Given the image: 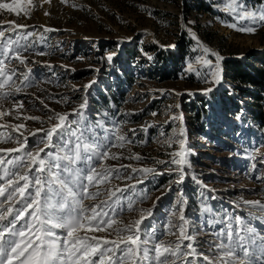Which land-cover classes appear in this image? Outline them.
Here are the masks:
<instances>
[{"label": "rangeland", "instance_id": "1", "mask_svg": "<svg viewBox=\"0 0 264 264\" xmlns=\"http://www.w3.org/2000/svg\"><path fill=\"white\" fill-rule=\"evenodd\" d=\"M0 3L12 4L13 0ZM17 3L18 13L0 8V28L4 30L0 43L5 44V55L0 57L3 61L0 69L4 73L0 75V84H3L0 87V113H3L0 115V156L5 160L2 168L11 171L19 163L20 175L27 174L30 183L24 197L17 194L12 201L0 197L4 210L12 207L8 219L22 207L23 199L31 191L36 154L40 153V158H43L41 150L55 154L56 134L51 142L53 147H48L46 140L37 141L59 123L57 114L77 113L67 115V120L79 121L78 113L83 111L81 128L91 126L98 135H103L95 127L97 121H102L104 128L114 129L117 136L124 137L96 165L97 178L105 169L118 168L122 173L120 178L113 171L106 182L90 186L88 192L127 189L124 195L131 194L133 208L151 209V214L128 211L113 218L112 228L94 232L81 229L76 235L123 240L128 233L117 236L114 229L141 220L140 231L145 226L155 228L158 240L160 233H167L162 237V247H167L168 242L178 240L182 223L179 210L182 209L187 221L183 225L185 234L194 233V247L198 244L211 260L208 242H215V233L235 216L238 219L233 225V238L239 229V235L245 237L239 243L248 252V259L244 260L239 247L233 257L223 259H231L233 264L237 261L264 264V213L245 204L246 201L264 203V125L254 111L259 109L253 105L257 101L247 91L253 87L232 76V70L226 65L231 61L247 62L264 70V24H252L250 19L237 20L227 11L228 0H17ZM245 6L259 13L264 11V0H244L240 7ZM232 23L237 28L251 24L256 30L240 32L230 26ZM188 27L205 46L224 57L219 62L223 83L218 91L205 94L213 84L203 83L201 76L186 72L187 63H192L201 75L207 70L202 61L195 59L197 53L191 51L194 41L186 32ZM17 44L28 46V50L18 51ZM16 55L25 62L15 59ZM108 56L113 59L108 61ZM25 75L28 81L23 79ZM88 85L91 86L86 92ZM95 88L109 102V108L93 102L91 92ZM5 94L8 98H4ZM86 94L87 107L81 110L79 106ZM119 95H124L121 105L114 102ZM181 115L182 121L171 122L172 117ZM181 128L187 136L185 149L195 153L188 159L197 180L194 182L186 175L183 184H177L176 174H169L174 166L157 161H168L172 158L170 153L180 151L178 143L174 139L169 142V138L176 137ZM29 151L33 159L25 155ZM21 157L24 159L20 160ZM9 159L13 164L7 163ZM48 163L46 160L45 167ZM144 168L156 172L132 173V169ZM185 171L188 172L187 166ZM130 175L132 178L128 179ZM17 183L22 185L24 181L17 178ZM15 186H8L5 196ZM107 192L102 191L96 200L85 199L84 206L106 198ZM117 195L121 192L117 191ZM181 195L186 201L182 205L178 203ZM193 200L197 204L194 209ZM233 205L254 214L241 219L236 216ZM27 219L25 213L24 220ZM222 219L224 224L220 223ZM243 221L248 228L256 230L254 239L241 231ZM23 222L18 221L16 228ZM0 223L7 224V220ZM84 223L85 228L90 226L87 221ZM199 249L195 257L181 256L182 246L178 258L169 264H185L189 259L199 264Z\"/></svg>", "mask_w": 264, "mask_h": 264}, {"label": "snow or ice", "instance_id": "2", "mask_svg": "<svg viewBox=\"0 0 264 264\" xmlns=\"http://www.w3.org/2000/svg\"><path fill=\"white\" fill-rule=\"evenodd\" d=\"M242 4H244V0H228L227 11L235 15L237 20L250 19L252 24H264V11L257 13L248 10L246 6L240 7ZM0 8L17 13L20 10L17 0H13L12 4L0 3ZM189 23L194 24L195 22ZM230 26L246 33H254L256 30L251 24L239 28H237L236 23H232ZM186 32L194 41V47L191 51L197 53L195 59L202 61V64L207 68L201 75V72L197 71L192 63H187L186 72L196 73L197 76H201V82H211L213 84V87L205 90V94L218 91L219 86L223 83V69L219 62L224 57L217 51L205 46L191 27H188ZM17 35L20 34L17 33ZM25 35L28 34L25 33ZM3 36L4 30L0 28V37ZM171 47L175 48V45ZM4 48L5 44L0 43V57L5 55ZM17 50L27 51L28 46L17 44ZM209 56L211 58H206ZM14 58L21 63L25 62L20 60L19 55ZM107 59L111 61L113 57L108 56ZM214 60L216 63L213 62ZM0 63H3L2 59H0ZM0 75H4L2 69H0ZM7 79H11V76H8ZM23 79L28 81L29 77L25 75ZM31 83L34 85L35 81H31ZM90 86H85L86 92ZM0 87H3V84H0ZM17 92H19V89H17ZM229 94H232L231 90H229ZM4 98H8L6 94ZM83 100L84 103L79 106L81 110L87 107V94L83 97ZM0 115H3V113H0ZM57 115L59 123L37 141V143H43L46 140L48 142L47 146L53 147L51 142L53 134H56L55 154L52 151L45 150H41L43 158H40V153L36 154L33 163L37 164V167L31 177L32 188L27 193V197L23 199L22 207L17 209L16 214L11 219H8V215L12 213V207L9 206L4 210L2 208L3 202L0 201V222L7 220V224L0 223V264H128L129 261L136 264L137 259L139 264H145V262L147 264H169L170 261L174 262L178 258L177 253L180 252L182 246L184 251L181 256L190 255L195 257L199 245L197 244L194 247V233L185 234L183 225L187 221L182 209L179 210V221L182 223L179 225L178 240L168 242L167 247H162V237L167 233H160L161 238L158 240L155 228L148 229L145 226L143 230L144 239L140 240L139 225L141 220H133L124 227L114 229L117 236L121 232L128 233L123 240H101L95 236L85 235L81 237L76 235L81 229L85 232H94L112 228L114 217L139 209L133 208L134 202L130 193L124 195L127 189H117L110 192H107V190L88 192L90 186L95 187L99 183L106 182L107 177L113 171L116 173V178H120L122 173L119 168L115 170L105 169L97 178L96 165L107 156V150L119 141H123L124 137L117 136L114 129L104 128L100 121L96 122L95 127L104 132L103 135H98L91 126L85 125L81 128L83 111L78 113L79 121L67 120V115H77V113ZM152 115H156V113L153 112ZM29 119L38 118L29 117ZM66 120L67 124H65ZM176 120L182 121L183 116H174L171 122L175 123ZM73 124H76V127H73ZM173 139L178 143L180 151L170 153L172 157L170 160H161L157 163L174 166L169 169V174H176L177 184H183L186 175L195 182L197 177L192 172V164L188 159L195 153L185 149L187 143L185 129L181 128L176 137L169 138V142ZM25 155L28 159H33L30 151ZM112 158L116 159L117 157L113 156ZM23 159L24 157L20 158V160ZM136 159H140V157L137 156ZM45 160L49 161L47 167H45ZM4 163L5 160L0 156V165ZM7 163L13 164V161L9 159ZM185 166H187L188 172L185 171ZM252 166L254 167V165ZM137 171L141 175L156 172L152 168L132 169L133 174H136ZM0 172H2V175H0V197H4L7 201H12L17 194L24 197L25 190L29 188L30 180L27 174L20 175L19 163L13 165L11 171L2 168ZM159 174H164V172ZM5 178H7L6 183L4 182ZM17 178L23 180L24 183L19 185ZM131 178L130 175L128 179ZM10 185L16 186L5 196V191ZM102 191L107 192L106 198L100 199L97 203L87 207L84 206L83 201L85 199L96 200L101 196ZM117 191L121 192L120 196L117 195ZM180 191L183 192L182 189ZM201 195L203 197V192ZM137 199H141V197H137ZM178 203L181 205L186 203L183 195L178 198ZM245 204L256 209L259 213H264V203L260 201H246ZM139 211H146L149 215L151 214V209ZM25 213L28 215L27 220H24ZM237 219L238 217L233 216L224 227L215 233V242H208V252L213 259L210 260L209 255L204 254L203 249H199V264H216L217 260L219 264H233L231 259L225 260L223 257H233L237 247L240 248L244 260L248 259V252L239 243L245 239L244 236L239 235V229L235 230L237 235L235 239L233 238V225ZM21 220L24 221L23 225L16 228L17 222ZM85 221L90 225L87 228H85ZM92 222H94V226H92ZM220 223L224 224L223 219ZM245 232L250 234L249 239H254L257 234L254 228H248L247 226ZM26 237L27 239H25ZM138 241H140V245L137 244ZM185 241L187 243H184ZM102 244L104 245L103 249L101 248ZM150 252L152 253L151 256H149ZM94 257L96 259H93ZM185 264H196V260L189 259ZM236 264H242V262L237 261Z\"/></svg>", "mask_w": 264, "mask_h": 264}, {"label": "trees", "instance_id": "3", "mask_svg": "<svg viewBox=\"0 0 264 264\" xmlns=\"http://www.w3.org/2000/svg\"><path fill=\"white\" fill-rule=\"evenodd\" d=\"M3 1V0H0ZM247 63V62H246ZM241 63L239 61L226 62L227 69L232 70V76H235L238 80L242 81L245 84L251 85L250 91L253 99L257 102H253L257 108H254L255 113L257 114V120L260 121L261 125H264V70L254 67L251 64ZM104 95L100 94L97 88L93 89L91 92V99L95 104L103 105V107L109 108V102L104 100ZM121 101H124V95H119L114 102L118 105H121ZM101 114H103L100 111ZM103 121H106L103 119ZM102 122V121H100ZM194 199V197L192 196ZM193 209L196 208V200L192 202Z\"/></svg>", "mask_w": 264, "mask_h": 264}, {"label": "built area", "instance_id": "4", "mask_svg": "<svg viewBox=\"0 0 264 264\" xmlns=\"http://www.w3.org/2000/svg\"><path fill=\"white\" fill-rule=\"evenodd\" d=\"M233 207L237 210L238 215H241L243 217H249L251 214H254V212H252L251 210L250 211L245 210L241 208L240 206L238 207L236 205H233Z\"/></svg>", "mask_w": 264, "mask_h": 264}]
</instances>
